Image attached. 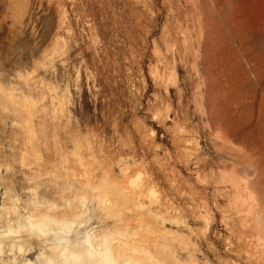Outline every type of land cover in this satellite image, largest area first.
<instances>
[{
    "label": "rangeland",
    "instance_id": "rangeland-1",
    "mask_svg": "<svg viewBox=\"0 0 264 264\" xmlns=\"http://www.w3.org/2000/svg\"><path fill=\"white\" fill-rule=\"evenodd\" d=\"M0 232V264L84 232L264 264V0H0Z\"/></svg>",
    "mask_w": 264,
    "mask_h": 264
},
{
    "label": "bare ground",
    "instance_id": "bare-ground-1",
    "mask_svg": "<svg viewBox=\"0 0 264 264\" xmlns=\"http://www.w3.org/2000/svg\"><path fill=\"white\" fill-rule=\"evenodd\" d=\"M221 55V54H220ZM219 56V55H218ZM221 69V68H220ZM86 184V183H85ZM86 185H88V184H86ZM87 187V186H86ZM90 188V187H89ZM97 188V187H96ZM95 188V190H97ZM90 189H94V187L93 188H90ZM100 189H102V188H100ZM99 190V189H98ZM101 192V191H100ZM103 192V191H102ZM101 192V193H102ZM48 212V211H47ZM44 213H46V211L44 212ZM44 213H43V215H44ZM51 213V212H50ZM54 213V212H53ZM52 213V214H53ZM55 214V213H54ZM53 214V215H54ZM48 215H49V213H48ZM40 216H42V215H40ZM44 216H46L47 217V215L45 214ZM51 216V215H50ZM49 216V217H50ZM39 217V216H38ZM46 217H40L38 220H34V218H33V220L35 221V222H33V220H32V218H29L28 216L27 217H25V220H26V223H27V225H28V223L30 224V225H33L35 228H36V230H37V232H38V234H45V233H47V232H49V230L51 229V227H53V226H51L53 223H55V217H51V218H54L53 220H54V222L52 223V220H51V218H49V220L46 218ZM51 220V221H50ZM28 221V222H27ZM58 221H60V220H57V225L55 226V227H57V229H58V232L59 231H63L64 229H66V228H69V226H70V224H72L68 219L66 220H63V221H61V222H58ZM23 222H25V221H23ZM14 224V223H13ZM22 225V224H21ZM15 226H16V228H18L17 227V225H14V228H15ZM22 227V226H21ZM20 227V228H21ZM27 227V226H26ZM19 228V229H20ZM27 228H29V227H27ZM32 228H30V230H31ZM11 229L8 227V231H10ZM16 230H18V229H15V231ZM27 230V229H26ZM30 230H27V232L29 231L30 232ZM33 230H34V228H33ZM67 230H69V229H67ZM70 230H71V228H70ZM5 231V230H4ZM7 231V229H6V231H5V233L6 232H8ZM19 232H20V230H18ZM53 231H55V230H53ZM13 232H14V230H13ZM18 232V233H19ZM51 232V231H50ZM2 232H0V234H1ZM9 233V232H8ZM12 233V232H11ZM78 233H80V232H78ZM3 234H4V232H3ZM10 234V233H9ZM27 234V233H26ZM25 234V235H26ZM58 234V233H57ZM76 234L77 233H74V238H76L75 236H76ZM61 235V234H60ZM28 236V235H27ZM26 236V237H27ZM55 236H57V235H55ZM7 237H9L8 235H7ZM80 237V239L79 238H76V240L75 239H69V241H67V240H65V241H67V242H69V243H62L63 245L61 246V248L59 249V248H57V251H54L53 252V250L51 251L50 249V251H51V253H47V252H49V251H46V253L47 254H45V255H41L40 256V251L38 252V254H39V257H41V259H40V261H38L37 259H35V257H33L35 260H37L39 263H37V264H96V260H93L92 258L94 257V259H95V257H97V256H99V257H102L103 259H104V264H118V261H117V259L111 254V253H109L107 250H106V248H103V250L102 249H99L98 248V246L100 245L99 243H96L95 241H93L94 240V238H91L87 233H83L82 234V236H79ZM58 239H59V236H58ZM11 240H13L12 238H10V241ZM50 240V239H49ZM48 240V241H49ZM73 242H72V241ZM75 240V241H74ZM9 240H7V242H8ZM12 242H14V241H12ZM11 242V243H12ZM10 245V244H9ZM50 245V244H49ZM51 246H52V244H51ZM47 249H48V247L47 246H45ZM45 247H44V249H45ZM57 247V246H56ZM54 248V247H53ZM42 249H43V247H42ZM52 249V248H51ZM10 250H11V248H10ZM56 250V249H55ZM14 252V251H13ZM42 253H44V251L42 252ZM10 256H12V255H10ZM37 257V256H36ZM10 258H12V257H10ZM26 259V260H25ZM22 260V259H21ZM20 260V261H21ZM29 261V262H28ZM13 262V261H12ZM33 261H31V263H30V260L28 259V258H24V260H23V262H22V264H33V263H35V262H33ZM20 263V262H19ZM98 263V262H97ZM13 264V263H12ZM99 264V263H98Z\"/></svg>",
    "mask_w": 264,
    "mask_h": 264
}]
</instances>
